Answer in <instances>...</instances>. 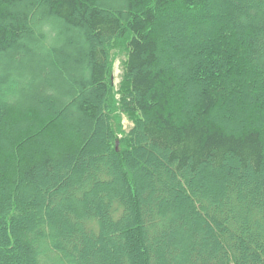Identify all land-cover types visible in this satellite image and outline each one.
Returning a JSON list of instances; mask_svg holds the SVG:
<instances>
[{
	"label": "trees",
	"instance_id": "obj_1",
	"mask_svg": "<svg viewBox=\"0 0 264 264\" xmlns=\"http://www.w3.org/2000/svg\"><path fill=\"white\" fill-rule=\"evenodd\" d=\"M0 264H264V0H0Z\"/></svg>",
	"mask_w": 264,
	"mask_h": 264
},
{
	"label": "rangeland",
	"instance_id": "obj_2",
	"mask_svg": "<svg viewBox=\"0 0 264 264\" xmlns=\"http://www.w3.org/2000/svg\"><path fill=\"white\" fill-rule=\"evenodd\" d=\"M125 54H120L117 57L116 62L114 64V82L116 85H119L123 73V61L125 60ZM124 125L126 129H129L132 126V122L129 121L127 117L124 118Z\"/></svg>",
	"mask_w": 264,
	"mask_h": 264
}]
</instances>
